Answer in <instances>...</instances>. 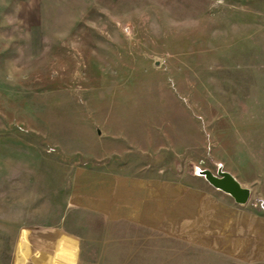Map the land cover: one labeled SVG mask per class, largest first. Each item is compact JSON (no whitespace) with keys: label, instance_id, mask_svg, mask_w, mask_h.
Masks as SVG:
<instances>
[{"label":"rangeland","instance_id":"1","mask_svg":"<svg viewBox=\"0 0 264 264\" xmlns=\"http://www.w3.org/2000/svg\"><path fill=\"white\" fill-rule=\"evenodd\" d=\"M204 171L264 246V0H0V264H179L111 256L106 186Z\"/></svg>","mask_w":264,"mask_h":264},{"label":"crops","instance_id":"2","mask_svg":"<svg viewBox=\"0 0 264 264\" xmlns=\"http://www.w3.org/2000/svg\"><path fill=\"white\" fill-rule=\"evenodd\" d=\"M113 178L116 179L113 187L106 186L108 195L104 202L114 205L129 200L135 216L120 218L114 216L116 213L105 212V223L132 226L134 235L139 232L145 238L108 241L109 250L113 251L111 256L173 258L179 264H186L191 257L196 259L194 263L203 259L205 264H243L249 261L250 252L253 262L264 258L263 239L249 234L248 215L227 193L210 185L170 187L162 179L152 183L145 179L132 181L121 175ZM121 178L125 185H121ZM254 226L253 233H256L258 224ZM258 250L261 258H257Z\"/></svg>","mask_w":264,"mask_h":264},{"label":"water","instance_id":"3","mask_svg":"<svg viewBox=\"0 0 264 264\" xmlns=\"http://www.w3.org/2000/svg\"><path fill=\"white\" fill-rule=\"evenodd\" d=\"M202 174L205 175L206 180L212 187L230 195L237 204L247 203L250 191L243 187L230 173L220 171L217 175H214L209 171H204Z\"/></svg>","mask_w":264,"mask_h":264}]
</instances>
